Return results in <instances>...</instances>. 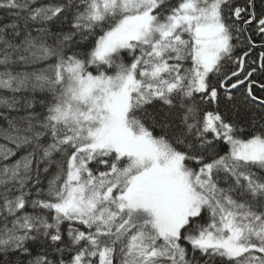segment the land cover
I'll return each instance as SVG.
<instances>
[{"label": "snow or ice", "instance_id": "obj_1", "mask_svg": "<svg viewBox=\"0 0 264 264\" xmlns=\"http://www.w3.org/2000/svg\"><path fill=\"white\" fill-rule=\"evenodd\" d=\"M0 13L3 264H264V0Z\"/></svg>", "mask_w": 264, "mask_h": 264}, {"label": "trees", "instance_id": "obj_2", "mask_svg": "<svg viewBox=\"0 0 264 264\" xmlns=\"http://www.w3.org/2000/svg\"><path fill=\"white\" fill-rule=\"evenodd\" d=\"M0 15H2V13H0ZM12 259H15V258H12ZM0 264H3V261H0Z\"/></svg>", "mask_w": 264, "mask_h": 264}]
</instances>
